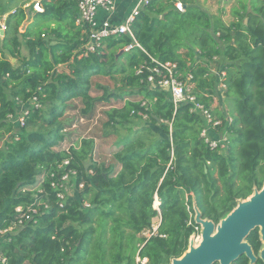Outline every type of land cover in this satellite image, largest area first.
Here are the masks:
<instances>
[{"label": "trees", "instance_id": "trees-1", "mask_svg": "<svg viewBox=\"0 0 264 264\" xmlns=\"http://www.w3.org/2000/svg\"><path fill=\"white\" fill-rule=\"evenodd\" d=\"M40 6L41 12L33 13L47 29L29 26L21 34L22 5L10 0L0 6L1 15L15 8L0 38V229L15 221L16 208L37 211L34 222L0 242V264H136V255L146 264H171L200 228L194 205L203 219L218 223L237 200L263 186L264 0H235L228 24L225 10L211 15L186 0H152L131 26L143 51L123 52L133 40L121 35L87 55L75 26L76 1L41 0ZM22 41L26 56L20 55ZM214 58L223 60L225 85L226 109L213 110L221 120L217 134H226L219 150L200 138L204 121L189 105L174 110L165 92L142 81L145 73L135 75L141 64L154 66L152 60L176 64L182 78L192 75L194 94L208 107L217 88L210 71ZM117 75L120 93L93 83L95 76ZM96 89L103 91L100 97L90 94ZM33 98L38 108L28 109L23 127L13 124L8 116ZM125 98L132 100L101 112L105 127L126 132L109 150L108 162L94 157L93 138L60 149L70 138L64 132L72 122L62 119L67 110L74 122L91 121L100 106ZM67 171H75L74 192L60 201L51 184ZM155 219V234L142 237ZM246 241L257 255L258 229ZM232 264L249 261L241 256Z\"/></svg>", "mask_w": 264, "mask_h": 264}, {"label": "built area", "instance_id": "built-area-1", "mask_svg": "<svg viewBox=\"0 0 264 264\" xmlns=\"http://www.w3.org/2000/svg\"><path fill=\"white\" fill-rule=\"evenodd\" d=\"M77 4V18L75 20L76 26L82 31L83 39H85L83 45V54L87 55L89 53H94L103 40L111 37H118L121 35H128L132 38L133 42L123 48V52H129L134 47L143 51L142 47L134 40L131 26L135 21L136 17L143 11L152 0H135L133 7L124 16V18L118 22L114 23L112 17L117 14V10L120 4L126 3L128 0H75ZM28 6V5H27ZM26 6V7H27ZM176 8L182 11L181 3L176 4ZM32 9L34 12H41L40 2L37 1L32 4ZM99 11L105 13V18L98 21L97 16ZM155 65L149 66L144 63L135 68V75L142 76L144 73L145 77L142 81L146 84L149 89H159L165 92L174 110H176L180 105H189V111L191 113L199 115L203 121L204 125L200 132V138L211 150H219L222 148L223 143L226 141V134L218 135L217 128L221 126V120H219L213 114L212 102L217 101L218 96H212L210 106H205L204 103L199 101L197 96L194 94V82L192 81V75L187 74L184 78L178 75L176 64H161L152 60ZM214 62L217 61L216 58L213 59ZM221 70V68H220ZM218 76L219 86L218 90H225V85L223 84L224 73L219 71L216 73ZM221 95V94H220ZM30 104L33 107L38 108L37 101L33 98ZM29 103V102H28ZM20 106L24 107V104ZM141 106H145L142 103ZM21 107V108H22ZM28 113V109H24L21 114L16 116H8V119L12 121L13 124L23 127L25 124V116ZM143 120H146V115L139 114ZM84 120V119H80ZM85 121V120H84ZM69 147V146H68ZM67 150V149H65ZM68 161L63 162V166H67ZM75 177V171L65 172L57 182L51 184L52 188H56L59 192L57 197L60 201H63L67 197H72L74 192V184L71 183V179ZM83 188V183L78 184V189ZM156 203V202H155ZM87 207V204H84ZM157 209V207H155ZM16 218L6 228L0 229V242H7L12 234H15L18 229L30 222L35 221L36 209L34 207H27L26 209L16 208ZM153 223L152 231H144L141 236L144 238H149L154 235L159 224V220ZM195 240H199L200 228H196ZM136 264H146L147 259H140L138 255L135 258Z\"/></svg>", "mask_w": 264, "mask_h": 264}, {"label": "water", "instance_id": "water-1", "mask_svg": "<svg viewBox=\"0 0 264 264\" xmlns=\"http://www.w3.org/2000/svg\"><path fill=\"white\" fill-rule=\"evenodd\" d=\"M194 212V222L200 227L199 242L195 244L196 236L192 235L188 249L180 258L172 259L171 264H232L241 256L249 264H256L257 260L264 264V183L245 200H237L236 206L218 223L203 219L195 205ZM256 229L262 244L257 255L246 241Z\"/></svg>", "mask_w": 264, "mask_h": 264}, {"label": "rangeland", "instance_id": "rangeland-1", "mask_svg": "<svg viewBox=\"0 0 264 264\" xmlns=\"http://www.w3.org/2000/svg\"><path fill=\"white\" fill-rule=\"evenodd\" d=\"M15 3L18 5H22V9L25 11L26 14V20L25 22L19 27L18 33L21 34L24 32L25 27H29L28 23L31 22L33 18V9L30 7H26L27 5L32 3L34 4L36 0H13ZM192 5L197 6L198 8L210 13V14H218L221 11L227 10L230 11L231 6L234 4L235 0H186ZM10 0H0V6L3 8L6 6ZM125 4V3H124ZM26 8V9H25ZM11 9V8H10ZM13 10L9 13H13L15 8H12ZM124 11V6L123 4H120L117 10L118 17L121 19ZM8 13L5 15L0 14V33L3 35L5 34L7 28H6V20L9 15ZM225 17V15H224ZM48 24L43 23L39 19H35L34 23L31 25V28L33 30H39L42 29L43 27L47 26ZM3 35L0 34V38L3 37ZM20 41L22 38L19 36ZM20 55L21 56H26L27 55V49L24 45V42L22 41L21 47H20ZM223 63V60L221 58L218 59V66H214V70H217V67H219ZM11 64L13 67H17L19 63L16 62V60L12 59ZM220 68V67H219ZM93 83L96 86L103 87L105 90H107L109 93L110 92H115V93H120L121 92V87L123 86V83L121 79L119 78H114L110 79L107 77H102V76H95L93 77ZM90 94L93 96H98L100 97L103 94V91H98L97 89L94 91H90ZM78 105V100L74 101ZM32 102L26 103L24 107L19 106L16 109V113L21 114L24 109H29L33 105L30 104ZM118 106L117 102L114 101L113 99L110 100V105H103L100 106L97 110V114L92 119L91 121H84L80 119L78 121L74 122V114L71 110H67L64 113L63 120L66 121L67 123L72 122V126L64 132L69 139L72 140V142L75 144H79L81 139H86V138H93L94 140V157L96 159H103L106 162L110 160V155H109V150L110 149H115L116 147V139L125 135V130L116 127V128H109L105 127V122L106 119L104 115L101 114L102 111L107 110L110 107H116ZM226 106V105H225ZM22 107V108H21ZM226 109V107H224ZM143 123V122H142ZM144 124V123H143ZM152 129L154 132L161 134L158 127L152 126ZM67 139L65 140L61 145L60 149L64 150L67 149L68 146H70L69 142L70 140ZM75 144V145H76ZM157 220L155 219L153 223H156ZM199 236V235H198ZM200 237V236H199ZM196 239V238H195ZM199 240H195V244H198ZM188 249V248H187Z\"/></svg>", "mask_w": 264, "mask_h": 264}, {"label": "crops", "instance_id": "crops-1", "mask_svg": "<svg viewBox=\"0 0 264 264\" xmlns=\"http://www.w3.org/2000/svg\"><path fill=\"white\" fill-rule=\"evenodd\" d=\"M37 1H41V0H36L35 2H37ZM134 2H135V0H128L125 4H123V6H124V11H123V15H122V17H121V19L118 17V14H116V15H114L113 17H112V21L114 22V23H118V22H120L123 18H124V16L129 12V10H131V8L133 7V5H134ZM33 4V3H32ZM28 8H30V7H32V5L31 4H29L28 6H27ZM26 9V8H25ZM225 12H226V15H225V17L223 18V20H224V22L226 23V24H228V23H230L234 18H233V16H231V15H229L230 14V11H227V10H225ZM33 15V18H32V20H31V22H29L28 23V25L31 27V25L34 23V20L37 18L36 17V14L35 13H33L32 14ZM211 15H216V14H211ZM105 18V13H103L102 11H99V13H98V16H97V19H98V21H101V20H103ZM75 26H76V24H75ZM50 27H54V24H50ZM77 27V26H76ZM78 28V27H77ZM26 29V27L24 28V30ZM33 29V28H32ZM45 29H47V27H43L42 28V30H45ZM217 62H218V60L216 61V62H214V63H212L211 65H210V71H211V73H213L214 75H215V77L217 78V80H216V82H217V88H216V95L215 96H218V99H217V101H215V102H212V108L213 109H218V108H220L221 110H224L225 108H224V106H223V102H224V97H223V94H224V91L225 90H218V86H219V81H218V76L216 75V73L217 72H219V71H221V72H223V70L221 69L220 70V68H221V66H222V64L219 66V67H217V70H214V66L216 65V66H218V64H217ZM224 73V72H223ZM108 78V77H107ZM115 78H119V79H121V81H122V78L120 77V76H115ZM223 79V78H222ZM94 81V80H93ZM221 94V95H220ZM93 96V95H92ZM128 100H132V98H129V99H127V98H125L124 100H122V101H116L117 102V104H118V106H116V107H114V108H121V107H123V105H124V103L126 102V101H128ZM69 144H74L73 142H72V140L69 142ZM116 148V147H115ZM114 149V148H113ZM156 203V205H154V207H157L158 206V203H157V201H155Z\"/></svg>", "mask_w": 264, "mask_h": 264}, {"label": "bare ground", "instance_id": "bare-ground-1", "mask_svg": "<svg viewBox=\"0 0 264 264\" xmlns=\"http://www.w3.org/2000/svg\"><path fill=\"white\" fill-rule=\"evenodd\" d=\"M156 205V204H155Z\"/></svg>", "mask_w": 264, "mask_h": 264}]
</instances>
